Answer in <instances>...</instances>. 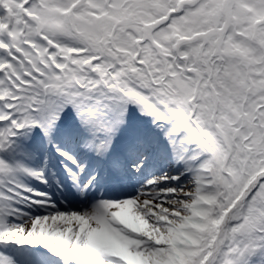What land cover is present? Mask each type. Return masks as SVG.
<instances>
[{"label":"snow or ice","instance_id":"6c2138e0","mask_svg":"<svg viewBox=\"0 0 264 264\" xmlns=\"http://www.w3.org/2000/svg\"><path fill=\"white\" fill-rule=\"evenodd\" d=\"M0 264H264V0H0Z\"/></svg>","mask_w":264,"mask_h":264},{"label":"bare ground","instance_id":"6f19581e","mask_svg":"<svg viewBox=\"0 0 264 264\" xmlns=\"http://www.w3.org/2000/svg\"><path fill=\"white\" fill-rule=\"evenodd\" d=\"M144 124H148V121H144ZM65 195L72 201L73 204H79V197L74 189L68 188L65 190Z\"/></svg>","mask_w":264,"mask_h":264},{"label":"rangeland","instance_id":"374dc122","mask_svg":"<svg viewBox=\"0 0 264 264\" xmlns=\"http://www.w3.org/2000/svg\"><path fill=\"white\" fill-rule=\"evenodd\" d=\"M145 121H147V120H145ZM145 126H147V124H144ZM163 163V162H162ZM166 166V165H165ZM129 189H130V187H129ZM128 189V190H129ZM57 195L59 196V193H57ZM61 199H63L62 197H61ZM80 202V201H79Z\"/></svg>","mask_w":264,"mask_h":264}]
</instances>
